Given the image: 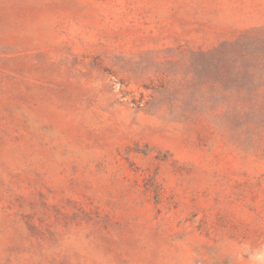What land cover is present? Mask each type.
Listing matches in <instances>:
<instances>
[{
    "label": "rangeland",
    "instance_id": "obj_1",
    "mask_svg": "<svg viewBox=\"0 0 264 264\" xmlns=\"http://www.w3.org/2000/svg\"><path fill=\"white\" fill-rule=\"evenodd\" d=\"M0 264H264V0H0Z\"/></svg>",
    "mask_w": 264,
    "mask_h": 264
}]
</instances>
